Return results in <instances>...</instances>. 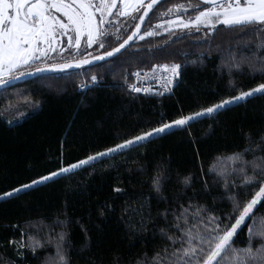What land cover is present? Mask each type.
<instances>
[{
    "label": "trees",
    "instance_id": "trees-1",
    "mask_svg": "<svg viewBox=\"0 0 264 264\" xmlns=\"http://www.w3.org/2000/svg\"><path fill=\"white\" fill-rule=\"evenodd\" d=\"M175 3L187 7L201 2L164 0L154 10L156 15L151 13L150 23ZM194 14L189 8L187 15ZM217 27L207 38L203 29L182 33L179 39L160 33L134 43L118 61L40 75L0 93V193L118 143L117 137L147 130L162 117L174 118L178 107L187 112L235 95L230 80L241 90L264 81V65L252 58L253 52L264 51V31ZM233 55L241 67L230 76L227 66L234 62ZM172 62L184 65L182 80L172 93L157 97L126 87L134 69ZM93 74L100 77L99 85L78 87ZM190 132L191 138L182 130H169L150 143L75 170L74 175L0 199V264H46L60 232L67 233L70 264H155L157 252L165 247L171 251L167 237L180 235L175 225L182 206L206 205L217 216L230 213L233 204L224 180L209 169L223 162L219 157L234 153L248 161L264 156L257 148L264 136V95L201 119ZM158 172L167 177L159 191L151 183ZM185 177H190L188 185ZM262 221L264 209L248 228L259 231ZM21 231L41 241L51 236L52 243L34 253L21 249L24 258L18 259L9 241L19 240ZM246 233L247 229L240 232L233 247L247 246ZM252 239L255 247L264 243L262 237Z\"/></svg>",
    "mask_w": 264,
    "mask_h": 264
},
{
    "label": "snow or ice",
    "instance_id": "snow-or-ice-1",
    "mask_svg": "<svg viewBox=\"0 0 264 264\" xmlns=\"http://www.w3.org/2000/svg\"><path fill=\"white\" fill-rule=\"evenodd\" d=\"M163 0H0V93H7L14 86V81L24 76L37 73L68 74L71 69H82L94 62L111 63L118 61L123 52L138 41L155 37L161 32L180 38L179 33L188 35L203 29V35L214 34L217 26L229 28L248 27L252 31H264V0H201L200 4L175 3L160 13L155 25L150 23L151 16ZM191 8L195 14L188 16ZM170 17V18H169ZM147 19V23H146ZM123 33V35H121ZM106 41L112 43L106 44ZM114 44V46H113ZM67 57H71L70 59ZM252 58L264 65V51ZM59 59L60 62H55ZM228 64V74L239 70L241 61L232 57ZM35 65H40L35 67ZM252 65L249 64V67ZM184 65L179 62L154 64L148 71L138 69L132 73L137 80L148 82V86L139 87L135 83L126 84L132 93H144L163 96L172 93L182 80ZM154 82L156 86H152ZM100 77L91 75L80 88L99 85ZM233 85L235 95L220 97L206 107L185 112L178 107L174 118L161 120L147 130L137 129L134 134H126L118 143L90 151L83 158L63 164L27 183L0 193V199H6L36 185L54 181L57 177L66 178L74 175L75 170L110 158L113 154H122L133 147L150 143L153 137L168 134L169 130H182L191 138L190 127L201 119H207L227 111L230 106L245 102L256 95H264V81L241 90ZM219 95V93H217ZM12 124L13 121H8ZM211 128V125L208 126ZM251 138L249 137V140ZM257 145L264 151V136ZM246 151H248L246 149ZM223 162L213 165L209 171H216L224 180V188L229 194L233 208L228 214L217 216L206 205L182 206L176 217L178 237H167L171 241V251L167 247L157 252L155 264H264V243L255 247L252 237L264 238V228L252 231L248 224L258 211L264 209V156L253 160H244L241 153L219 157ZM232 164L228 165L227 162ZM249 170L253 173L249 175ZM236 179H230V177ZM159 172L152 177V186L159 191L162 180ZM185 185L190 177L184 178ZM207 187V181H204ZM120 192L122 189L116 188ZM243 194L245 198H239ZM67 224V221H61ZM264 225V221L261 222ZM20 231L18 226H13ZM81 227H83L81 225ZM247 229L246 247L235 248L241 231ZM163 231V230H162ZM66 232L55 237L54 253L46 259V264H70L65 248ZM52 243V237L41 241L21 231L19 240H10L9 245L16 249L17 258L23 257L24 251L35 252L36 248ZM255 249V251H254ZM163 253V255H161ZM228 254L231 257L228 258Z\"/></svg>",
    "mask_w": 264,
    "mask_h": 264
},
{
    "label": "built area",
    "instance_id": "built-area-1",
    "mask_svg": "<svg viewBox=\"0 0 264 264\" xmlns=\"http://www.w3.org/2000/svg\"><path fill=\"white\" fill-rule=\"evenodd\" d=\"M138 69H143V68H137V69H134L132 73H135ZM150 69V68H149ZM149 69H143L144 71H148ZM132 83H135L137 86L139 87H144V86H148V82H145L143 80V74L141 76V79L140 80H137L136 77H134L132 75V79H131V82L130 84ZM152 83V86H156L154 82H151ZM82 89H85V88H82ZM141 94H144V93H141Z\"/></svg>",
    "mask_w": 264,
    "mask_h": 264
},
{
    "label": "water",
    "instance_id": "water-1",
    "mask_svg": "<svg viewBox=\"0 0 264 264\" xmlns=\"http://www.w3.org/2000/svg\"><path fill=\"white\" fill-rule=\"evenodd\" d=\"M149 15H151V13ZM146 22H147V19H146ZM99 63H101V62H94V64H92V65H96V64H99ZM87 66H91V65H85L84 67H87ZM71 70H76V69H71ZM71 70H69V71H71ZM40 75H48V74L47 73H37V74H34L32 76H27L26 75V76L22 77L20 80L14 81V85H16V84H18L20 82H24V81L30 80V79H32L34 77H37V76H40Z\"/></svg>",
    "mask_w": 264,
    "mask_h": 264
},
{
    "label": "rangeland",
    "instance_id": "rangeland-1",
    "mask_svg": "<svg viewBox=\"0 0 264 264\" xmlns=\"http://www.w3.org/2000/svg\"><path fill=\"white\" fill-rule=\"evenodd\" d=\"M188 16H189V15H188ZM169 18H170V17H169ZM156 23H157V22H156ZM156 23H155V24H156ZM155 24H154V25H155ZM161 33H163V32H161ZM163 34H168V33H163ZM180 34H182V33H179V35H180ZM67 58H68V57H67ZM57 61H59V59H57L55 62H57ZM39 66H40V65H35V67H39Z\"/></svg>",
    "mask_w": 264,
    "mask_h": 264
},
{
    "label": "clouds",
    "instance_id": "clouds-1",
    "mask_svg": "<svg viewBox=\"0 0 264 264\" xmlns=\"http://www.w3.org/2000/svg\"><path fill=\"white\" fill-rule=\"evenodd\" d=\"M254 251H255V249H254Z\"/></svg>",
    "mask_w": 264,
    "mask_h": 264
},
{
    "label": "flooded vegetation",
    "instance_id": "flooded-vegetation-1",
    "mask_svg": "<svg viewBox=\"0 0 264 264\" xmlns=\"http://www.w3.org/2000/svg\"><path fill=\"white\" fill-rule=\"evenodd\" d=\"M200 1V0H199ZM201 2V1H200Z\"/></svg>",
    "mask_w": 264,
    "mask_h": 264
}]
</instances>
